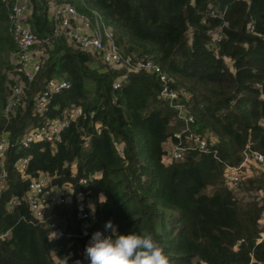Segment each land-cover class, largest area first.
I'll return each instance as SVG.
<instances>
[{
	"label": "trees",
	"instance_id": "obj_1",
	"mask_svg": "<svg viewBox=\"0 0 264 264\" xmlns=\"http://www.w3.org/2000/svg\"><path fill=\"white\" fill-rule=\"evenodd\" d=\"M51 1L52 9L71 4L89 16L97 12L122 56L151 58L173 78L171 86L186 90L190 132L204 136L210 152L193 146L166 160L182 125L160 97L158 78L105 64L64 32L43 43L54 26L50 0H28L27 22L46 56L36 83L17 79L0 0V134L7 132L0 234L8 233L0 238V264H53L58 256L85 254L90 240L81 235L75 206L52 205L41 219L33 216L25 196L40 173L90 199L95 231L105 232L111 220L119 233L151 234L170 264H264V161L249 163L235 189L224 183L226 165L240 163L247 145L264 155V0ZM211 33L221 36L215 47ZM50 78L70 85L35 113ZM16 80L27 88L5 125L2 109ZM71 110L78 114L54 143L29 137ZM51 221L62 238L50 237Z\"/></svg>",
	"mask_w": 264,
	"mask_h": 264
},
{
	"label": "built area",
	"instance_id": "obj_2",
	"mask_svg": "<svg viewBox=\"0 0 264 264\" xmlns=\"http://www.w3.org/2000/svg\"><path fill=\"white\" fill-rule=\"evenodd\" d=\"M7 8V17L9 21V34L15 44V50L10 53V60L13 65L17 79L22 76L28 83H36V74L45 59L46 50L38 45L37 36L31 31L28 19V0H1ZM51 19L54 24L52 33L45 37L42 42L49 43L52 38L58 37L62 32L67 38L81 49L88 50L97 56L103 63L112 67L123 66L126 72L148 71L154 73L161 83L160 97L169 102L170 107L176 112L182 127L173 132L172 136L175 142L171 143L168 149L169 159L179 160L185 151L190 147H197L201 152H210L209 143L206 138L199 134L190 132L191 125L194 123V117L185 106V102L190 98V94L181 88L171 86L173 78L151 58L141 56L135 60L130 57L122 56L117 50L113 41V30L104 24L97 12L91 16L79 12L71 4L56 5L51 11ZM212 34V33H211ZM220 35L212 34V46L220 40ZM225 64L230 66L227 60ZM70 82L63 78H50L46 80L43 90L36 99L35 113H41L48 103L50 95L58 93L68 88ZM120 86V78L116 79L112 87ZM27 88L22 80H16L10 88L6 102L2 109V115L5 119V125L10 120L14 109L21 103L24 90ZM76 110L69 111L62 118L50 121L46 126L32 130L29 137L33 140H45L55 142L59 138V132L62 128L68 126L70 119H75ZM7 132L5 129L0 134V167L3 165V159L7 148ZM27 135V136H28ZM264 161V155L253 150L247 145L243 151V158L236 165H226L224 183L231 188H236L240 181L245 177V167L252 163L254 165ZM24 160L20 159L15 163L17 168H21ZM5 180V172L0 174L1 185ZM82 182V180H79ZM25 200L29 203L33 216L37 219L42 218L46 207L52 205H73L80 218L81 235L90 240L95 230L92 228L96 221V214L92 210L90 199L76 194L70 185L58 187L50 184V177L47 174L40 173L36 179L31 180L28 185ZM15 204V199L11 201ZM51 229L50 237L53 239L62 238L65 233L56 226L55 221L48 224ZM8 233L0 234L4 238ZM264 239V229L259 241ZM89 264V260L84 254L81 260H69L67 256H58L53 264Z\"/></svg>",
	"mask_w": 264,
	"mask_h": 264
},
{
	"label": "clouds",
	"instance_id": "obj_3",
	"mask_svg": "<svg viewBox=\"0 0 264 264\" xmlns=\"http://www.w3.org/2000/svg\"><path fill=\"white\" fill-rule=\"evenodd\" d=\"M100 202H106V198L100 199ZM92 210L94 212V208ZM104 227L105 232L97 230L92 233L85 247L89 264H170L151 234L119 233L111 220ZM108 230L111 234H106Z\"/></svg>",
	"mask_w": 264,
	"mask_h": 264
},
{
	"label": "rangeland",
	"instance_id": "obj_4",
	"mask_svg": "<svg viewBox=\"0 0 264 264\" xmlns=\"http://www.w3.org/2000/svg\"><path fill=\"white\" fill-rule=\"evenodd\" d=\"M49 7H50V8H49L48 11L51 12V10H52V1H51V0H50V2H49ZM95 60H96V59H95ZM98 61H99V60H98ZM168 149H169V146H168ZM168 158H170L169 155L166 156V160H169Z\"/></svg>",
	"mask_w": 264,
	"mask_h": 264
}]
</instances>
